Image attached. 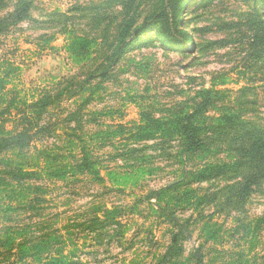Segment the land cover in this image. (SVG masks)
<instances>
[{
  "label": "rangeland",
  "instance_id": "rangeland-1",
  "mask_svg": "<svg viewBox=\"0 0 264 264\" xmlns=\"http://www.w3.org/2000/svg\"><path fill=\"white\" fill-rule=\"evenodd\" d=\"M0 80V264H264L263 0H31Z\"/></svg>",
  "mask_w": 264,
  "mask_h": 264
},
{
  "label": "trees",
  "instance_id": "trees-1",
  "mask_svg": "<svg viewBox=\"0 0 264 264\" xmlns=\"http://www.w3.org/2000/svg\"><path fill=\"white\" fill-rule=\"evenodd\" d=\"M14 6L12 11L6 12L4 15L0 16V35L4 33L6 28H9L10 26L16 25L17 22L24 20L27 15L28 11L31 5V0H13ZM264 2V0H263ZM6 0H0V11H3L4 8H6ZM119 52V48L112 53V58L114 62L115 57L117 53ZM3 83L0 80V90L2 89ZM222 119V118H221ZM222 123V121H221ZM5 122H0V154L4 153L11 148L12 146L16 145L17 142H19L21 139H25L28 134L29 130L27 129V125H23L21 129L14 128V125ZM219 126H222L220 124ZM10 127V128H9ZM255 159L256 157L252 156L251 160ZM249 165H252V162L250 161ZM240 167V164L238 160H235L231 165H228L226 163H222L219 165L211 164L206 165L202 167L198 172L200 173V176H202L204 173L206 174V179L213 176V177H221L223 174L227 173L231 169H238ZM254 173H250V175H253ZM254 176H251V178ZM234 190V194L239 197L243 195V191L245 190V186L242 183L236 182L234 183V186H232ZM36 264H67L62 260V258H49V259H42L40 262ZM74 264V263H70Z\"/></svg>",
  "mask_w": 264,
  "mask_h": 264
}]
</instances>
